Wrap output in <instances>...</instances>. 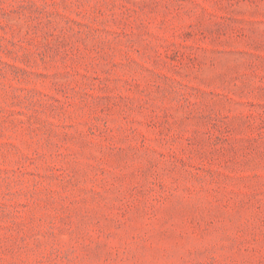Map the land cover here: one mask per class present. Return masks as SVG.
I'll list each match as a JSON object with an SVG mask.
<instances>
[{"label": "rangeland", "instance_id": "rangeland-1", "mask_svg": "<svg viewBox=\"0 0 264 264\" xmlns=\"http://www.w3.org/2000/svg\"><path fill=\"white\" fill-rule=\"evenodd\" d=\"M0 264H264V0H0Z\"/></svg>", "mask_w": 264, "mask_h": 264}]
</instances>
